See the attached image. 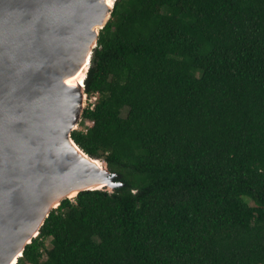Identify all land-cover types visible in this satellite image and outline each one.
I'll use <instances>...</instances> for the list:
<instances>
[{
    "label": "trees",
    "instance_id": "16d2710c",
    "mask_svg": "<svg viewBox=\"0 0 264 264\" xmlns=\"http://www.w3.org/2000/svg\"><path fill=\"white\" fill-rule=\"evenodd\" d=\"M83 85L71 137L120 186L16 264H264V0H115Z\"/></svg>",
    "mask_w": 264,
    "mask_h": 264
},
{
    "label": "water",
    "instance_id": "95a60500",
    "mask_svg": "<svg viewBox=\"0 0 264 264\" xmlns=\"http://www.w3.org/2000/svg\"><path fill=\"white\" fill-rule=\"evenodd\" d=\"M114 2L0 0V264H16L62 200L120 186L71 137ZM84 66L82 82L69 85Z\"/></svg>",
    "mask_w": 264,
    "mask_h": 264
},
{
    "label": "rangeland",
    "instance_id": "374dc122",
    "mask_svg": "<svg viewBox=\"0 0 264 264\" xmlns=\"http://www.w3.org/2000/svg\"><path fill=\"white\" fill-rule=\"evenodd\" d=\"M94 100H95L94 97H87L86 96L85 100H84V108L92 106ZM90 125H91L90 121L82 119V117H81L80 121L77 124L76 129L77 130H85ZM49 246H50L49 241H46V247L49 248ZM44 258H45V256L43 255V259Z\"/></svg>",
    "mask_w": 264,
    "mask_h": 264
},
{
    "label": "bare ground",
    "instance_id": "6f19581e",
    "mask_svg": "<svg viewBox=\"0 0 264 264\" xmlns=\"http://www.w3.org/2000/svg\"><path fill=\"white\" fill-rule=\"evenodd\" d=\"M107 2H108L109 5H111L112 0H107ZM85 69H86V66H84L83 69L76 76L68 79L67 80V83L69 85H74V84L78 85V84H80L82 82V78L84 76Z\"/></svg>",
    "mask_w": 264,
    "mask_h": 264
}]
</instances>
